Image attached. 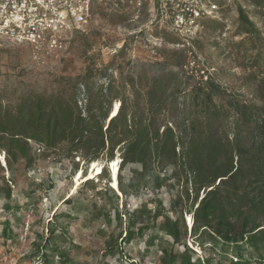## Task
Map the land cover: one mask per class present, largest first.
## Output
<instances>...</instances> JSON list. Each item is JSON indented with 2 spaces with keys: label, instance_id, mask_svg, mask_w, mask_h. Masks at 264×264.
I'll return each instance as SVG.
<instances>
[{
  "label": "rangeland",
  "instance_id": "1",
  "mask_svg": "<svg viewBox=\"0 0 264 264\" xmlns=\"http://www.w3.org/2000/svg\"><path fill=\"white\" fill-rule=\"evenodd\" d=\"M217 2L221 5L218 16L205 19L199 33L187 40L162 22L158 0H94L85 30L74 33L65 48L50 54L0 38V106L17 110L28 99H43L48 108L79 92L77 105L85 114V88L77 82L92 69L90 84L96 88L107 89L112 80V95L118 96L113 108L124 103L129 113L154 116L161 133L163 124L173 123L178 134L177 125L185 130L195 121L202 141L208 143L206 152H210V131L231 140L239 131L242 144L250 146L255 140L252 126L237 124L227 99L244 100L264 114V0ZM178 50L186 54L183 66L164 61V51ZM111 61L120 66L105 74ZM210 79L226 90L227 99L214 94L212 102L206 101L200 88H206ZM216 105L223 114L210 122V108ZM28 140V158L0 152V264H164L172 251L183 255L186 249L195 264L208 257L223 264H264L256 259L237 261L231 250L220 253L210 242L203 247L196 241L190 211L197 205L193 207L192 198L185 194L187 186L191 197L195 191L190 171L179 160L180 147L176 157L170 148L161 159L154 154L147 168L138 163L120 168L118 176L128 187L125 196L108 182L113 179L114 162L110 165L106 156L97 160L98 166H105L103 174L87 184L94 188L86 191L82 183L73 193L79 172L90 173L92 162L82 152H72L69 141L44 146ZM114 160L120 167L118 149ZM6 187L11 196L3 190ZM109 187L119 195L118 200L106 191ZM68 197L71 200L66 202ZM116 203L122 219L113 217L108 223L107 213L114 211ZM143 207L147 210L139 215ZM157 211L162 213L159 223L167 214L179 218V242L153 226ZM131 218L137 219L139 234L126 241ZM142 223L150 226L140 234ZM53 228L55 234L50 236ZM153 233L159 238L150 245L148 237Z\"/></svg>",
  "mask_w": 264,
  "mask_h": 264
},
{
  "label": "trees",
  "instance_id": "2",
  "mask_svg": "<svg viewBox=\"0 0 264 264\" xmlns=\"http://www.w3.org/2000/svg\"><path fill=\"white\" fill-rule=\"evenodd\" d=\"M242 16L253 24L245 13ZM162 55L166 63L178 67L183 66L186 60L183 50L173 51L171 54L164 51ZM115 62L111 61L107 65L105 74L108 69L118 70L120 65ZM93 75L94 71L90 69L77 82L78 87L82 85L85 88V114L77 105L79 92H75L66 101L60 100L57 106L48 108L43 99L37 102L28 99L17 110L0 106V152L5 150L14 157L19 155L28 158L31 147L29 138L44 146H56L61 141H69L72 152H82L83 157L91 162L103 156H106L108 161H113L118 149L122 154L120 169L132 163L147 168L154 154L161 159L163 152L170 148L176 157V148L180 147L182 152L179 160L183 168L190 171L192 189L195 191L191 197L190 188L187 186L185 194L189 199L192 198L193 207L197 205L194 211H190L194 215L191 230L192 235L196 236V241L203 247L210 242V247L220 253H229L231 250L240 262L252 259L264 262V114L258 113L252 104L244 100L227 99L226 90L210 79L206 88H200L206 101L212 102L214 94L223 100L226 98L232 110L230 114L234 116L237 124L243 122L252 126L251 133L255 140L250 146H245L240 140L239 131L233 133L235 136L232 140L228 136L225 139L218 138L216 131H210V152H206L208 143L206 140L202 141L195 121L186 125L185 130L177 125L178 134L173 123L163 124L161 133V127L156 126L154 116L129 113L124 103L112 117L113 100L118 97L112 95V80L107 89L103 86L96 88V84H90ZM221 110L219 105L214 106V109L210 108V122L222 116ZM40 144L38 145L41 146ZM2 169L0 162V172ZM104 170L105 166L102 168V174ZM3 181L8 184L5 179ZM92 181L90 179L84 182L83 188L86 191L94 188L87 185ZM108 182L111 183V180ZM118 183L122 195L126 196L128 187L120 175ZM3 190H6L7 196H11L10 189L6 187ZM108 190L112 191L118 200L119 195L111 187L106 189ZM183 196L184 194L176 199L175 205L180 203ZM70 200L71 197H68L66 202ZM146 210L147 207L138 209L139 215ZM175 212L177 213V210L173 207V213L176 214ZM161 215L160 211L155 213L152 218L153 226L160 227L179 242L182 235L179 218L173 219L167 214L159 223ZM113 217L122 219L118 203L114 211L107 213L106 221L110 223ZM137 224V219L129 220L123 239L130 241L139 234L136 231ZM141 226L138 230L143 234L150 223H142ZM55 231L56 229H51L50 236H53ZM158 238L159 234L153 233L148 237L149 244L155 245ZM188 250L186 249L183 255L172 251L169 258L163 259V263L176 264L177 261L183 260L184 264H195L192 263ZM197 264L223 263L208 257L198 259Z\"/></svg>",
  "mask_w": 264,
  "mask_h": 264
},
{
  "label": "built area",
  "instance_id": "3",
  "mask_svg": "<svg viewBox=\"0 0 264 264\" xmlns=\"http://www.w3.org/2000/svg\"><path fill=\"white\" fill-rule=\"evenodd\" d=\"M94 0H0V38L36 53L65 48L74 33L85 30ZM217 0H158V15L179 37L196 36L203 21L216 18ZM38 149L41 150V147Z\"/></svg>",
  "mask_w": 264,
  "mask_h": 264
},
{
  "label": "bare ground",
  "instance_id": "4",
  "mask_svg": "<svg viewBox=\"0 0 264 264\" xmlns=\"http://www.w3.org/2000/svg\"><path fill=\"white\" fill-rule=\"evenodd\" d=\"M119 107L120 106L117 105V106H115L113 108V112H112V115H111L112 117L117 114V112L119 110ZM113 161H114V163L112 164V167H113L112 168V176H113L112 182H114V183H113L112 186L115 189H117L120 194H122V192L119 190V183H118V169H119V166H118V163H117L116 160H113ZM102 168H103L102 166H98L97 161H94V162H92V170H91L90 173H88L86 175H83V171H80L78 176H77V184H76L75 189L73 190V193L78 189V187L82 183L92 179L95 176V174L100 173L102 171Z\"/></svg>",
  "mask_w": 264,
  "mask_h": 264
}]
</instances>
